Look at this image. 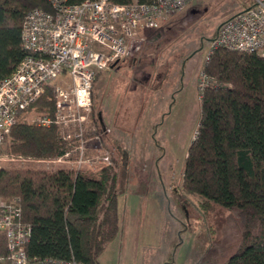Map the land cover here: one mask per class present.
Masks as SVG:
<instances>
[{
  "label": "trees",
  "instance_id": "1",
  "mask_svg": "<svg viewBox=\"0 0 264 264\" xmlns=\"http://www.w3.org/2000/svg\"><path fill=\"white\" fill-rule=\"evenodd\" d=\"M35 8L52 10L48 0H0V82L29 54L22 31L26 15ZM203 70L211 83L203 93L197 134L185 157L182 189L200 196L203 204L237 208L242 241L222 264H264V56L221 47L209 53ZM99 77L100 73L92 92L95 129L87 133L99 135L98 145L109 141L111 131L97 105ZM55 87L50 84L33 105L19 112L7 145L10 155L55 160L71 149L54 124L26 119L29 109L55 115ZM119 152L111 146L112 159L102 158L98 168L53 172L0 167V199L17 198L21 221L30 228L25 243L30 264L47 259L103 264L101 256L120 231L119 197L126 190ZM0 257V264H10L7 235L1 229Z\"/></svg>",
  "mask_w": 264,
  "mask_h": 264
},
{
  "label": "rangeland",
  "instance_id": "2",
  "mask_svg": "<svg viewBox=\"0 0 264 264\" xmlns=\"http://www.w3.org/2000/svg\"><path fill=\"white\" fill-rule=\"evenodd\" d=\"M255 1L195 0L157 29L144 31L140 51L127 62L100 73L95 90L106 124L117 100L114 93L122 101L130 100L127 96L135 87L140 98L146 95L153 101L151 110L160 117L151 129L128 126L109 131L107 145L90 142L92 158L107 151L111 157V146L126 153L119 155V168L125 166L126 173V190L118 204L120 231L101 256L103 264H222L241 244L237 208L203 204L200 196L182 189V181L187 150L199 126L198 82L211 39L223 21ZM61 80L68 79L60 76L57 81ZM43 117L33 109L26 115L27 121L39 125ZM9 139L10 135L0 144V167L53 172L75 168L70 160L12 156Z\"/></svg>",
  "mask_w": 264,
  "mask_h": 264
},
{
  "label": "built area",
  "instance_id": "3",
  "mask_svg": "<svg viewBox=\"0 0 264 264\" xmlns=\"http://www.w3.org/2000/svg\"><path fill=\"white\" fill-rule=\"evenodd\" d=\"M48 1L51 11L35 8L26 15L22 43L29 54L0 82V144L10 135L19 112L28 109L50 84L56 83L55 115L44 116L41 124H54L60 137L72 145L57 160H70L76 169L95 168L102 158L110 160L108 154L96 158L89 154L90 142L99 138L87 137L88 131L95 129L92 92L98 74L138 53L145 41L144 31L157 29L195 0ZM221 47L264 56V0H256L221 23L211 39V51ZM60 76L68 80L57 81ZM210 83L203 70L198 82L200 99ZM72 154L74 160L70 158ZM0 213L10 264H30L25 249L30 228L21 221L19 200L0 201ZM33 264L81 263L47 259Z\"/></svg>",
  "mask_w": 264,
  "mask_h": 264
},
{
  "label": "crops",
  "instance_id": "4",
  "mask_svg": "<svg viewBox=\"0 0 264 264\" xmlns=\"http://www.w3.org/2000/svg\"><path fill=\"white\" fill-rule=\"evenodd\" d=\"M249 8V6L247 7ZM247 8H244L243 10H240L236 13H239L241 11L246 10ZM236 13L232 14L235 15ZM231 17V16H230ZM218 32V31H217ZM128 60H123L115 65L113 67L118 66L120 63H125ZM137 61V59H136ZM138 88H133L130 90L131 93L130 95L127 96L130 100L122 101L124 98L120 97L119 94H115V100H114V105H113V110H112V115L108 116L109 121L111 120L110 123H105L106 127L112 130L119 129V128H127L128 126H134L136 129L143 128V127H153V123L157 122V120L160 119V117L157 116V110H151L152 105L154 104L152 100L146 99V95H143L142 98H140V94L138 93ZM133 92V93H132ZM133 94V95H132ZM166 98V97H165ZM164 99V98H163ZM162 100V99H161ZM149 104V105H147ZM155 108L156 105H155ZM132 109V110H131ZM131 111V112H130ZM128 113H133L135 114V118L133 120L128 119ZM158 117V118H157ZM146 132V131H145ZM145 134V133H144ZM120 149V152L121 153ZM118 151V149H117ZM123 153V152H122Z\"/></svg>",
  "mask_w": 264,
  "mask_h": 264
}]
</instances>
